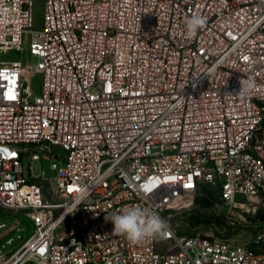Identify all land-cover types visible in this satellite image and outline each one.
<instances>
[{"label": "built area", "instance_id": "built-area-1", "mask_svg": "<svg viewBox=\"0 0 264 264\" xmlns=\"http://www.w3.org/2000/svg\"><path fill=\"white\" fill-rule=\"evenodd\" d=\"M33 17L34 0H0V53L39 58H0V208L33 227L0 264H264V221L247 246L169 213L205 188L243 215L264 206V0H46ZM39 160L56 175L34 180ZM131 205L167 235L115 234L105 217Z\"/></svg>", "mask_w": 264, "mask_h": 264}, {"label": "rangeland", "instance_id": "rangeland-1", "mask_svg": "<svg viewBox=\"0 0 264 264\" xmlns=\"http://www.w3.org/2000/svg\"><path fill=\"white\" fill-rule=\"evenodd\" d=\"M46 0H34L33 24L35 28H40L43 23V15ZM25 44L23 50H10L0 53L1 59L14 60L19 59L26 64L36 65L39 61L37 56L28 55V48ZM34 91V95L40 93L42 87V75L39 72L31 74L29 82ZM30 159L27 158L26 162ZM44 171V174L42 173ZM33 174L43 175L42 178L34 180L43 181L56 175L48 161H34ZM217 195V194H216ZM212 205L200 203L197 196H187L181 199L169 213L171 220L177 223L183 234H203L230 241L234 244L252 246V239L258 232L260 224L264 221L256 218L259 213H264V206H259L256 213L242 214L238 208L219 202L217 198L213 199ZM207 220H212L208 222ZM5 222V226L0 228V253L9 252L20 241L21 237L27 238L32 232V223L24 215L0 208V223ZM17 229L8 233L7 230L17 223ZM9 238H13L11 243ZM33 264V263H28Z\"/></svg>", "mask_w": 264, "mask_h": 264}, {"label": "clouds", "instance_id": "clouds-1", "mask_svg": "<svg viewBox=\"0 0 264 264\" xmlns=\"http://www.w3.org/2000/svg\"><path fill=\"white\" fill-rule=\"evenodd\" d=\"M205 24L206 19L203 16L193 15L186 21V32L189 36H195ZM239 84V90L235 95L240 97L246 96L257 87L252 77L239 80ZM105 219L112 222L115 234L124 236L132 245L164 238L169 227L156 211L140 205L128 206L122 211L113 212Z\"/></svg>", "mask_w": 264, "mask_h": 264}, {"label": "trees", "instance_id": "trees-1", "mask_svg": "<svg viewBox=\"0 0 264 264\" xmlns=\"http://www.w3.org/2000/svg\"><path fill=\"white\" fill-rule=\"evenodd\" d=\"M215 198L218 199V196L216 195V193L211 192L207 188H205V192L203 194H199L197 196V200L200 203H204L206 205H212L214 203V200L213 199H215ZM256 218H259L261 220H264V213H259ZM207 221L210 222L212 220H207Z\"/></svg>", "mask_w": 264, "mask_h": 264}, {"label": "crops", "instance_id": "crops-1", "mask_svg": "<svg viewBox=\"0 0 264 264\" xmlns=\"http://www.w3.org/2000/svg\"><path fill=\"white\" fill-rule=\"evenodd\" d=\"M17 225H18V224L11 226V227L6 231L7 233L4 234V237L7 236V235H9L8 233H12V232H14V231L17 229V227H18ZM3 227H4V226H3ZM3 227H2V228H3ZM12 241H13V238H9V239H8V242H9V243H11Z\"/></svg>", "mask_w": 264, "mask_h": 264}]
</instances>
